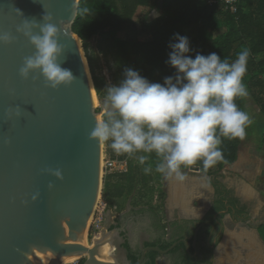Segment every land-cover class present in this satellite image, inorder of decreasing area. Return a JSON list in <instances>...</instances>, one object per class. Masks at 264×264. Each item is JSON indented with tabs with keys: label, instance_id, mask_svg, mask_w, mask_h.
<instances>
[{
	"label": "water",
	"instance_id": "95a60500",
	"mask_svg": "<svg viewBox=\"0 0 264 264\" xmlns=\"http://www.w3.org/2000/svg\"><path fill=\"white\" fill-rule=\"evenodd\" d=\"M79 3L0 0V36L12 38L9 44L0 40V264H60L72 256L87 257L84 264H123L102 252L109 243L115 247V235L123 228L92 248L83 243L103 184V143L90 136L102 121L94 109L89 64L72 31ZM44 16L58 28L62 67L74 78L58 89L39 73L27 80L20 75L35 49L18 29L25 20L43 24ZM151 251L169 252L145 247L136 264H144Z\"/></svg>",
	"mask_w": 264,
	"mask_h": 264
},
{
	"label": "clouds",
	"instance_id": "9594fccd",
	"mask_svg": "<svg viewBox=\"0 0 264 264\" xmlns=\"http://www.w3.org/2000/svg\"><path fill=\"white\" fill-rule=\"evenodd\" d=\"M43 20V24L25 20L18 29L35 49L34 55L24 59L20 75L27 80L39 73L48 86L58 89L74 78L70 69L62 67L58 28L50 16ZM0 40L12 42L8 34ZM169 47L167 63L175 70L174 76L165 77L163 83L150 82L135 69L125 68L120 82L107 86V118L90 136L100 143L110 141L117 154L143 153L138 156L142 165L154 153L158 158L155 171L183 182L186 176L182 168L201 161L208 170L223 159L221 138L245 137L251 119L236 101L248 96L244 77L251 53L245 48L231 63L216 52L207 56L196 53L193 58L189 38L178 33ZM144 171L151 173V166Z\"/></svg>",
	"mask_w": 264,
	"mask_h": 264
},
{
	"label": "trees",
	"instance_id": "16d2710c",
	"mask_svg": "<svg viewBox=\"0 0 264 264\" xmlns=\"http://www.w3.org/2000/svg\"><path fill=\"white\" fill-rule=\"evenodd\" d=\"M209 1L214 3L211 4ZM158 5L161 14L157 18L150 21L134 19L138 8L154 9ZM84 8L88 9L87 13L81 12ZM221 19L233 23L225 36L218 35L220 31L218 23ZM72 31L83 42L95 90L100 100H104L106 96L104 86L107 79L99 73L97 63L90 51L91 42L97 38H99L97 41L99 53L105 59L113 60L120 78H123L125 68H133L150 82L157 83H163L165 77L175 74V70L167 61L171 51L169 45L174 41L177 33L189 38L193 58L196 53L207 56L211 52H216L221 59H227L231 63L237 58L240 48L246 47L250 49L251 54L244 84L264 115V0H240L237 16L225 12L220 0H80ZM121 35L124 36L122 39ZM236 103L240 110L245 112L243 99L238 98ZM106 118L107 114L103 116V122ZM221 139L220 150L223 153L221 161L208 170L204 169L201 161L190 167H198L202 174L212 177L233 165L237 161L242 139ZM110 143V141L105 142L108 156L113 160H126L127 171L108 173L104 177L103 196L107 201L131 195L140 182L144 183L147 178L150 179L151 174L145 173L132 160L129 161L128 154H114ZM149 156L156 165L158 163L156 155L153 153ZM216 186L219 187L220 184L216 182ZM229 193L227 192L228 195ZM146 194H143L142 199ZM158 199L164 205L162 193ZM218 203L221 205L216 206L215 211L224 208L222 200ZM239 204L236 198L229 200L232 208L238 207ZM137 207H140L138 213L150 212L156 217L159 215L151 206ZM244 210L245 208L240 211L244 212ZM162 228H165V225ZM173 242L174 240L165 244L162 249L171 246ZM157 243L159 241L147 243L145 246L154 247ZM125 247L131 264H136L141 251L133 252L128 243ZM158 255L156 251L149 252L144 264H156ZM179 261L183 264H198L189 255H182ZM84 263L85 261H80L78 264Z\"/></svg>",
	"mask_w": 264,
	"mask_h": 264
},
{
	"label": "rangeland",
	"instance_id": "374dc122",
	"mask_svg": "<svg viewBox=\"0 0 264 264\" xmlns=\"http://www.w3.org/2000/svg\"><path fill=\"white\" fill-rule=\"evenodd\" d=\"M160 14L161 10L159 5L154 9L148 7H140L138 8L134 16V19L150 21L160 16ZM232 26V21L227 19H221L218 23V28L220 29L218 35L225 36ZM123 37V35L120 36L121 39ZM98 40L99 38L91 42L92 46L90 51L92 52L94 60L97 63L99 73L103 74L107 79V83L104 86V92L106 95L107 86H110L111 84H118L122 78H120L118 73L116 72V66L113 60L111 58L107 60L99 53V50L97 49ZM80 45L83 48V42L81 40ZM245 48L246 47H241L239 51H242ZM96 96L97 101L94 104L95 113L99 116L100 121L103 122V116L105 114H108V109H106L104 106V100H100L98 95ZM242 99L244 101V110L249 115L251 123L247 126L246 135L240 143L237 161L233 165L226 167L222 171V173L226 176V181L231 182V175L235 174L233 172L241 170L244 167H249L250 165L254 167L255 175L254 177L249 179V184H246L247 187L245 189H248L247 191H249L248 197L255 201V203L253 204L252 216L256 225L253 227V231H255V233L259 235H262L264 245V115L256 106L249 91L248 96L243 97ZM103 150H106L105 142H103ZM111 151L116 155H123L115 153L112 149ZM141 154L143 153H137L133 156L127 155V158L129 161L132 160L143 170L144 168L151 166L152 172L150 174V179L147 178L144 183L140 182L136 187V191H134L131 195H127L121 199L111 201L105 200L103 196L102 184L97 207L93 216L91 217L87 232L84 236L86 239L84 244L86 246L94 247V242L96 241V239H101L103 236H106L116 227L119 228L120 224H123L125 222L126 217L129 214V212H127L128 206H134L136 207L135 209H140V207H137L138 205H144L146 207L151 206L155 208L157 213L161 216L163 223L166 222L165 203H167L169 211L171 212L176 207H181L184 209H188L189 207L187 208V206H193V209H202L205 207L208 192H212V189L208 185L206 177H203L198 172L190 170V168L187 170H182L186 176V179L183 182L187 180L191 181L190 184L193 186L195 194L192 195L193 197L191 198L189 204H176L178 200L176 199V203L175 201H172L171 194L173 196V193H175L176 186L178 184L182 185L183 182H177L174 179L169 180L165 178L162 174L156 172V165L153 164L150 156L145 162V164H140L138 156ZM102 179H104V176H102ZM144 193L147 194L145 198L142 199ZM161 193L164 196V205L163 203L161 204L162 201L158 199V196ZM201 198L203 200L200 201ZM185 199L186 198L184 197V200ZM194 200L200 201L198 205L192 204ZM133 232L135 237H145L142 234L141 227L135 228ZM226 238L227 237H225V240ZM114 244V257L117 258L120 263L131 264L129 258L127 259L128 250L125 247L124 237L122 233H120L119 235H115ZM217 256L215 258V263L219 264ZM86 259L87 257L81 256L72 264H78L80 261H85Z\"/></svg>",
	"mask_w": 264,
	"mask_h": 264
},
{
	"label": "flooded vegetation",
	"instance_id": "af4514ba",
	"mask_svg": "<svg viewBox=\"0 0 264 264\" xmlns=\"http://www.w3.org/2000/svg\"><path fill=\"white\" fill-rule=\"evenodd\" d=\"M200 174L207 178L208 185L212 189V192H208L204 208L193 209V206H188V209H184L176 207L171 212L165 203L166 222L164 223L160 215L156 217L150 212L138 213L140 209L135 212L134 229L141 227L145 237H157L154 242L159 241V243L154 247H159L163 251L169 250L165 255L158 253L156 264H183L179 261L182 255H189L198 264H216L213 261L216 258L217 249L225 237L234 231L245 230L250 232L264 247L262 235L252 233L253 227L256 225L252 216L255 201L243 193L249 184V179L255 175L254 167L251 165L244 167L238 174L232 175L231 180L233 182L226 181V176L222 172L212 177L201 172ZM216 182L220 184L219 187L216 186ZM227 192H230L229 195ZM231 198L239 200L238 207L232 208L229 205ZM201 200L203 199L201 198ZM220 200H222L224 208L215 211V207L221 205L218 203ZM200 201L194 200L192 204L198 205ZM243 208H245L244 212L240 211ZM163 225L165 228H162ZM123 226L124 224H120L119 228H123ZM132 236L134 233L131 229L123 233V237ZM195 237H197V243L194 247ZM173 240L171 246L162 249L165 244H169ZM184 241H192L191 246L186 248Z\"/></svg>",
	"mask_w": 264,
	"mask_h": 264
},
{
	"label": "bare ground",
	"instance_id": "6f19581e",
	"mask_svg": "<svg viewBox=\"0 0 264 264\" xmlns=\"http://www.w3.org/2000/svg\"><path fill=\"white\" fill-rule=\"evenodd\" d=\"M96 97V93L93 89L94 104L97 101ZM85 240L86 239L84 237L83 243H85ZM102 252L112 260L113 245L111 243L105 245L102 248ZM217 255L219 264H264V247L259 243L256 237H253L250 232L245 230H241L238 231V233L228 235L226 240L221 245L218 254L216 252V256ZM77 259L78 257L72 256L60 261V264H72Z\"/></svg>",
	"mask_w": 264,
	"mask_h": 264
},
{
	"label": "crops",
	"instance_id": "0c3cea01",
	"mask_svg": "<svg viewBox=\"0 0 264 264\" xmlns=\"http://www.w3.org/2000/svg\"><path fill=\"white\" fill-rule=\"evenodd\" d=\"M200 172L201 171H199L198 173H200ZM238 172H240V170H237V171H235L233 173L236 174ZM190 183H191V181L187 180V181L183 182L182 185L178 184L176 186L175 193H173V196L171 194V200L175 201V203H176V199H177L178 202L176 204H178V203H182V204L186 203V205L189 204L190 201H191V198L193 197L192 195L195 194L194 193L195 192L194 188H193V186ZM247 190L248 189H244L243 193L248 196L249 195V191H247ZM186 195H187V197H186ZM184 197L186 198L185 200H184ZM174 198H175V200H174ZM137 210L138 209H135L132 206H128L127 207V212H129V214L126 217L125 222L123 223L124 224V226H123L124 231L122 232V234L127 232V231H129V229H131V231L133 232V229H134L133 222L135 221L134 215L136 214L135 212ZM235 233H238V231L230 232L228 235L235 234ZM156 238L157 237H135V236L124 237V243L125 244L128 243V245L133 250V252L138 253V252L142 251L146 247L145 245L147 243H152V242L156 241L157 240ZM224 241H225V239H224ZM220 247H219V249H220ZM219 249H218V251H219ZM218 251H217V254H218ZM126 257H127V255H126ZM217 258H218V256H217ZM127 259H128V257H127Z\"/></svg>",
	"mask_w": 264,
	"mask_h": 264
},
{
	"label": "built area",
	"instance_id": "2783aa9c",
	"mask_svg": "<svg viewBox=\"0 0 264 264\" xmlns=\"http://www.w3.org/2000/svg\"><path fill=\"white\" fill-rule=\"evenodd\" d=\"M211 4L214 1H209ZM223 5V10L233 16H237L239 13V3L240 0H220ZM102 176H106L108 173L113 172H125L127 171V161L126 160H113L111 159L106 150H103L102 155Z\"/></svg>",
	"mask_w": 264,
	"mask_h": 264
}]
</instances>
